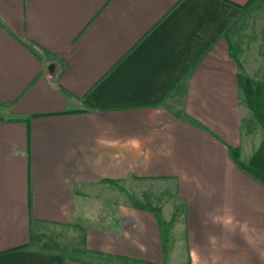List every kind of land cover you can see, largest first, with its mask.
Returning <instances> with one entry per match:
<instances>
[{
    "label": "crops",
    "instance_id": "crops-1",
    "mask_svg": "<svg viewBox=\"0 0 264 264\" xmlns=\"http://www.w3.org/2000/svg\"><path fill=\"white\" fill-rule=\"evenodd\" d=\"M248 1L0 0V264H95L45 226L114 264H264V185L230 154L261 141L238 76L264 81L263 5L243 54L224 35ZM170 186L159 219L122 197Z\"/></svg>",
    "mask_w": 264,
    "mask_h": 264
},
{
    "label": "rangeland",
    "instance_id": "rangeland-1",
    "mask_svg": "<svg viewBox=\"0 0 264 264\" xmlns=\"http://www.w3.org/2000/svg\"><path fill=\"white\" fill-rule=\"evenodd\" d=\"M255 21L254 24H250L249 25V29L253 31L252 33L254 34V39L256 41V39L258 38V40L261 39V37H259V31H258V26L260 25V29L262 32H264V5L263 8H261L260 10L256 11L255 14ZM251 23V22H250ZM240 35V34H239ZM236 42H235V46H237L238 48H240V50L243 48V51L239 52L240 54L244 53V29L241 31V37L240 38H235ZM243 46V47H242ZM251 121V122H250ZM250 121L248 124V127L250 129H254V131L256 132L255 137H253V139L251 140V144L252 145H256L259 140L260 144L262 142V140L264 139V131L262 126L255 121V119L253 118V112L250 110ZM251 153H243L242 154V159L244 161H248L251 158ZM143 187L139 186L136 189H134V191L137 193V195L140 196V193L142 192ZM168 191L164 194H161L158 198H149V197H144V198H135V197H129L128 195H125L124 193H122V197L125 198L126 200H130L131 203H140L143 204L144 206L147 207H151V206H159V202L163 201L162 203H164V201H171L173 202V188L172 186H170L168 189ZM156 196V195H154ZM163 205V204H162ZM173 207V206H172ZM175 207V204H174ZM178 213H179V217L177 218L179 223V229L175 230L174 232L171 231L170 226H168V224L164 227V237H165V241H166V246L167 249L169 251V253L171 252V249L175 248L176 250L178 248L179 249V255L183 258L186 256L185 253V245H184V238H183V234H184V228H185V218H186V209L184 206H182V204H178ZM166 219V217L164 215H162V225L164 220ZM73 227L79 228L76 225H74ZM75 232H77L74 228H69V227H64L62 229H52L48 226H45L44 228H42V230L44 231V239L47 241L52 242L51 244H53L55 242L56 246H59L60 249H62L67 255L74 257V258H79L82 260H86V261H91L95 264H114L111 263L109 261H106L103 258H99V257H92V256H88V254H86L81 246L79 245V234H78V239L77 236L73 233V230ZM40 242H36V245H42L43 246V239L39 240ZM54 241V242H53ZM49 242V243H50ZM58 242V243H56ZM47 246V243H44ZM183 245V247H180V245ZM50 247H54L52 245H49Z\"/></svg>",
    "mask_w": 264,
    "mask_h": 264
},
{
    "label": "trees",
    "instance_id": "trees-1",
    "mask_svg": "<svg viewBox=\"0 0 264 264\" xmlns=\"http://www.w3.org/2000/svg\"><path fill=\"white\" fill-rule=\"evenodd\" d=\"M264 5V0H249L243 7L238 17L224 30V35L228 39L233 51L237 53L239 49L233 43V36L242 31L247 23V20L252 16L254 11ZM243 99L253 112L256 121L262 126L264 131V81H257L248 75L240 73L238 76ZM0 120H3L0 117ZM242 149L240 147L230 148V154L234 162L244 172L248 173L264 185V139L254 154L248 161L241 158ZM106 183L118 185L115 180H106ZM125 191L124 188H121ZM129 197H135L129 193ZM136 198V197H135ZM139 207L149 209L155 213L157 218H160V208L157 206L147 207L139 203ZM175 219V218H174ZM173 222V221H172ZM80 228L79 225H76Z\"/></svg>",
    "mask_w": 264,
    "mask_h": 264
},
{
    "label": "water",
    "instance_id": "water-1",
    "mask_svg": "<svg viewBox=\"0 0 264 264\" xmlns=\"http://www.w3.org/2000/svg\"><path fill=\"white\" fill-rule=\"evenodd\" d=\"M52 67V66H51Z\"/></svg>",
    "mask_w": 264,
    "mask_h": 264
}]
</instances>
